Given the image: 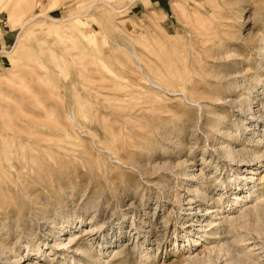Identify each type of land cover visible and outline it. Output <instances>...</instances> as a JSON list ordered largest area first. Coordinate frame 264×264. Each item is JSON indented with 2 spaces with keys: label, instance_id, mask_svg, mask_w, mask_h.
I'll return each mask as SVG.
<instances>
[{
  "label": "rangeland",
  "instance_id": "obj_1",
  "mask_svg": "<svg viewBox=\"0 0 264 264\" xmlns=\"http://www.w3.org/2000/svg\"><path fill=\"white\" fill-rule=\"evenodd\" d=\"M0 264H264V0H0Z\"/></svg>",
  "mask_w": 264,
  "mask_h": 264
},
{
  "label": "bare ground",
  "instance_id": "obj_2",
  "mask_svg": "<svg viewBox=\"0 0 264 264\" xmlns=\"http://www.w3.org/2000/svg\"><path fill=\"white\" fill-rule=\"evenodd\" d=\"M72 242H73V239H72V240L70 239L69 244L72 243ZM40 251H41V248H39V249L37 250V252H40ZM77 251H78V250H77ZM85 252H86V251H85ZM85 252L83 251V252H81V253L85 254ZM19 261H20V260H18L17 262H19ZM17 262H16V263H17Z\"/></svg>",
  "mask_w": 264,
  "mask_h": 264
}]
</instances>
